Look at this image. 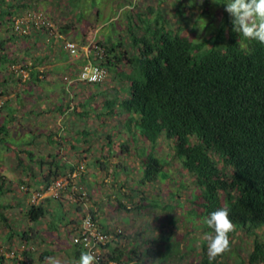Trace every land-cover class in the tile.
<instances>
[{
	"label": "trees",
	"instance_id": "obj_1",
	"mask_svg": "<svg viewBox=\"0 0 264 264\" xmlns=\"http://www.w3.org/2000/svg\"><path fill=\"white\" fill-rule=\"evenodd\" d=\"M5 1L0 0V19L6 16L7 20L0 22L10 24L12 31L15 21L12 18L20 17L23 12L34 8L33 2H41L10 0V10L4 11L2 3ZM215 1L223 6L228 2ZM138 18L141 24H135L132 17L127 20V32L132 36V55L126 47L121 50V43L113 44L110 40L89 41L92 44V52L100 53L96 61H93L101 64L109 73L111 69L113 75L124 83V88L116 89L113 99H107L101 104L103 114L124 117L121 120L123 127L129 131L130 138L126 141L128 145L132 140H135L136 145L137 140L141 139L151 146L147 156L140 159L142 179L138 184L144 187L145 184L155 183L160 174L163 180L168 178V173L164 171L168 161H159L154 154L157 142L161 137H165L173 148V158L178 159L182 168L194 179L195 207L188 216L194 215L205 221L210 213L227 206L230 219L235 225V231L229 234L230 245L239 230L246 231L248 237L254 238L247 264H264V45L233 32L230 17L224 8L216 26L210 23L206 27V22L201 25L206 32L213 31V35L204 36L201 40H192L180 30H173L160 11H157L153 18L143 14H139ZM71 29L74 27L66 26L64 31ZM7 32H11L10 29ZM58 32L62 35L63 30ZM41 33L47 38L46 32H33L27 36ZM17 36L26 35H18L13 31L12 37ZM10 40L0 41V52ZM52 41L55 40L48 42ZM16 61L17 58L12 54H1V71L13 66ZM123 65L128 67L130 72H126ZM32 66L21 67L29 72L25 79L27 84H35L38 81L39 74L33 71L35 63ZM20 71L14 69L9 76L12 78ZM7 83H0V97H4L3 85L7 86ZM122 94H125V97H121ZM93 99L91 97L88 101ZM7 101L9 99L0 107V116L7 110L8 120H13L15 117L13 112L9 111ZM87 114L84 113V116ZM101 114L98 116H103ZM8 132L7 122L0 125V143L3 145ZM111 138V135H108L105 140ZM121 145L123 148L126 144ZM2 147L3 150H8L7 146ZM28 154L33 158L31 153ZM20 164L24 167L23 170L29 169L21 162ZM38 165L43 168V158ZM59 171L57 164L55 170H46V175L41 178L42 182L36 183V189L26 186L30 191L42 190L59 177ZM4 177L6 178L4 175L0 178V223L7 220L2 199L8 191L10 192ZM134 192L139 193L138 190ZM23 195L28 200L29 194ZM89 200L91 203L90 194ZM61 201L62 198L48 197L37 207L28 206L24 213L31 223L37 224L48 214L51 216L53 208L50 209V205ZM155 206L148 203L144 207H137L158 208ZM121 207L127 209L125 204H121ZM93 218L96 219L94 216ZM78 222L79 217L74 222L69 220L67 223L60 218L58 226L53 227L47 222L49 230L63 232L69 228L71 252L77 259L86 251L72 241V228ZM204 229L207 233L212 231L206 223ZM103 231L110 232L111 229ZM25 241L28 242L29 239L26 238ZM118 245L119 242L112 241L100 246L104 255L97 264H128L134 259L137 260L136 264H147L140 257L142 254L138 256L137 250L119 248ZM203 245L207 246V242L204 241ZM50 255L51 251L44 250L40 259L44 261ZM5 257L0 255V264H4ZM12 262L24 264L18 260ZM202 264H209L205 256Z\"/></svg>",
	"mask_w": 264,
	"mask_h": 264
},
{
	"label": "rangeland",
	"instance_id": "obj_2",
	"mask_svg": "<svg viewBox=\"0 0 264 264\" xmlns=\"http://www.w3.org/2000/svg\"><path fill=\"white\" fill-rule=\"evenodd\" d=\"M40 1V4L36 1L33 2L32 7L40 9L45 13L52 23L56 25L58 30L62 29L64 31L66 26L74 27V29L67 31V33H63L65 37L75 42L83 40L84 45L88 43V41L93 40L96 42L100 40L102 42L110 40V43L112 42L113 44L121 43V50L126 47V50H128L131 55L134 53V50L131 48L133 47L132 36L127 32V20H129L130 17H132L135 24H138L140 23L138 18L139 14L153 18L156 12L160 11L173 30H180L182 34L187 35L192 40H201L204 36L208 37L213 35V31L206 32L202 29L201 25L206 22V27H208L210 23L216 26L223 14L224 8L223 5L218 4L215 0ZM11 3L10 0L3 2L2 10H10L9 7ZM207 9H210V11ZM180 12L183 14H180ZM1 18L0 20L2 21L7 20L6 16ZM15 18L17 17H13L12 19L15 20ZM8 29L13 33L14 29L12 31L10 24H7V22H0V41L7 39L10 35V32H7ZM127 34H129V36ZM13 40L14 39L8 41L5 49L1 52L13 55V53H11L14 44ZM56 42L58 41L56 40ZM83 42H81V44ZM79 43L78 45L80 46ZM48 44L49 42L47 39H45L44 42H39V46L35 50L36 55L37 53L42 54L44 48L48 47ZM87 51L91 52L92 48L87 49L86 46H83L82 56ZM69 60L71 59L69 58L68 61ZM46 63V65L44 64L42 66L45 69L43 71L48 74L49 72L51 73V70L55 69L53 71L57 75L58 72L56 71L59 68L55 57H48ZM20 68L21 67L13 65L3 69L0 71V80L2 81L3 78L5 79L8 77L9 73L14 69L19 70ZM123 68L126 72H130L128 67L123 65ZM66 75L61 77L63 81H65L63 77ZM51 76L53 75L50 74L46 77L50 80L51 78L53 79ZM24 83L25 82H22V84L20 83L22 86L17 84L15 87H5L3 95L5 99L8 100L9 97L13 98L16 94L20 93L21 89H23L22 87L26 85ZM122 84L124 83L119 81L110 69V77L105 83L94 87L86 85L73 99L65 97L64 95H58L56 92L50 99L52 100L53 98L52 101H60L64 97L63 101H76L77 105H79V107H76L78 108L77 111H80L82 114L88 113L86 117H84L85 129L88 131L90 129L98 131L99 134L97 137L89 136L90 141L95 140V143H90L86 148L87 152L82 151L80 153L81 157L85 156L84 159H88L90 153L93 155L92 150L96 149L97 152H100V154H98L101 157L104 155L109 159L112 158L113 166L116 165L117 168L125 167V169L126 167H130L131 169V177L133 178L130 180L132 186L128 188V193H130L128 197L132 198L134 201L131 200L128 204L130 209H121V204L124 205L125 203H122V199L117 202L115 194L110 193L111 198L108 199V201L114 203L110 207L112 208L115 206L113 211H110L111 213L116 214L115 211H117V213L127 214L132 211L129 213V216L122 219L123 223L132 224V217H134L135 220L138 219V221L135 222L139 223L134 226V229L132 227V232L129 233L127 230L128 233L119 236L118 247L125 248L124 246L129 242L127 239L129 237L131 238L133 235V243L137 242V245L129 248L131 250H137L138 256L142 254L140 257L144 262L146 261L145 263L147 264H202L204 256L208 259L207 246L204 247L203 245L205 241L203 240V235L207 233L204 229L205 221L204 219H198L194 215L188 216V213L195 207V203H193V193L196 187L193 177L182 168L178 159L173 158L174 152L172 146L165 137H161L155 146L154 154L159 161H168L164 171H166L169 176L167 179L163 180L162 174H160L158 180L155 182V186L149 185L147 187H141V185L138 184L142 179L140 159L147 156L151 149L150 144L137 138L136 145H134L135 140L133 141L132 139V143L128 145L127 142L130 138L128 134L129 131L123 127L121 120L124 117L117 118L114 116H106L103 114L104 111L101 110V104L104 103V101L115 97L116 89L124 88ZM36 90L39 94L45 93L40 88H36ZM122 96L125 97V94H122L121 97ZM91 97L94 99L88 101ZM100 113H102L101 115L103 116H98ZM10 120L11 119L8 120L7 111L0 116V125L7 122L9 130L8 134L5 135L6 137L4 136L5 145L0 143V147L2 148L0 156L2 155L1 157L3 158L4 154V156L6 155V157H9L7 160H0V178L2 179L3 175L6 176L4 179L10 189V192L8 191L2 199L7 220L6 222L0 223V255H8V258L5 257L6 261L4 260V264H15L12 262L14 260H18L24 264H43L44 261L40 259V256L44 250H49L52 253L50 256L57 257L62 261V264H71V262L75 260V257L72 255L68 256L62 251L64 246L70 247L68 239L64 240L65 245L63 246L57 238L59 236L58 230H49L47 227V222L53 227L58 226L60 218L64 220L67 219V206L61 207L59 203L54 202L50 205V209L53 208L51 209V216H53L51 217L48 214L45 219H42L37 224H33L26 217V213H24L25 210H28L27 200L23 197L24 195L19 192V187L22 183L32 187V182H34L38 176L43 177L46 175V170H48L49 167H45L42 170L38 165L41 158H43L44 165H48L51 161L48 156L50 154H48L46 150L48 146L46 138L39 139V137L31 136L33 133L36 135L38 131V129L34 128L35 126L33 124L27 125V123H25L27 125V127H25L26 125L22 124L21 119L17 118L16 120ZM43 129L42 131L45 132L47 128L45 127ZM31 131L33 133H31ZM108 135L112 137L111 140L113 144L111 146L107 144L104 145ZM122 142L126 143L127 148L126 146L122 148ZM2 146H7L8 150L4 149V151H2ZM110 150L113 151L112 155L109 153ZM126 150H128V152H126ZM28 153H31L33 158L30 157ZM121 154L126 158V161H121V158H119ZM58 159H61V157H57V160ZM20 162L25 167L28 165L27 167L29 169L23 170L24 167H21ZM89 163V170L91 169V171H94L96 163L93 160H90ZM111 171L114 170L111 169ZM115 173L119 172L115 171ZM22 174H25V176ZM123 179L126 181L130 178L127 176L126 179V176H124ZM118 189H120V187H118ZM113 190L114 192L116 191L115 188H113ZM135 190H138L139 193L134 192ZM123 199L125 200V198ZM148 203L156 205L155 207L158 208L148 207L139 209L137 207L138 205L144 207L148 205ZM88 208H86L85 213L92 216ZM81 213H84V209ZM144 226L148 227L145 228L147 232L141 231ZM100 227L102 228L101 225ZM149 228L152 230L149 231ZM133 230L136 231L133 232ZM247 235L246 231L239 230V233L232 239L230 250L217 258L215 260L216 262H213H215V264H247L254 239ZM35 236L38 237L39 240L36 241V239H34ZM141 237L143 239H148V250L144 248ZM26 238L29 239L28 242L25 241ZM12 252L17 254V256H10L9 253ZM146 252L149 255L154 254L153 257L144 260ZM28 253H32V256H30V254L26 255ZM7 259L10 260L8 261ZM136 263L137 260L134 259L133 262L131 261L128 264Z\"/></svg>",
	"mask_w": 264,
	"mask_h": 264
},
{
	"label": "crops",
	"instance_id": "obj_3",
	"mask_svg": "<svg viewBox=\"0 0 264 264\" xmlns=\"http://www.w3.org/2000/svg\"><path fill=\"white\" fill-rule=\"evenodd\" d=\"M61 33L65 40L73 41L70 38L65 37L63 33H67L66 31H63ZM45 38L46 37L43 33L34 34L32 36L12 37V32H10V35L7 37V40L14 39L13 49L11 50L12 51L11 53H13V55L17 58V61L16 63H14V65L17 67H22L24 64V66L30 67L32 66L33 63H35L36 66L34 67L33 71H35L34 73H36L37 75L39 74L37 78L38 81L35 84H33L32 82L30 84L24 83L26 85L22 87L23 89H21L20 93L16 94L13 98L9 97V101H7V105L10 107L9 111L13 112L15 120L17 118L21 119L22 124L24 125H26L25 123H27V125L33 124L35 126L33 127L38 129L36 134L37 136L31 131V133L34 134L31 135L32 137H39V139L46 138L48 145L46 150L48 151L47 153L50 154L48 156L49 159H51V161L48 164L49 166L44 165L42 169H44L45 167L47 168L49 167L48 169L52 168L55 170L56 165L58 164L60 168L59 176H62L65 175L68 171L73 170L74 167L83 160L80 153L82 151L87 152L86 149L87 146H89L90 143L93 144L95 143V140L90 141L89 136L97 137L99 133L97 130L90 129L88 131L85 129L84 117L86 116L80 113V111H77L78 108L76 107H79V105H77L76 101H63L64 97L60 101H52L53 98L52 100L50 98L56 92L58 95H64L65 97H70V99H73L75 96H77V94L80 91L84 89V86L86 85L77 82L70 87V91L67 90L66 83L62 80L61 77L66 74L74 77L78 73L80 67L84 65L86 61L94 60V52L87 51L80 58L74 59L72 61L71 60L68 61L69 59L68 54L62 48V40L57 39L58 42H56V40L52 41L51 43L48 44V47H46L47 49L44 48L45 52L43 51L42 54L37 53L36 55L35 50L38 48L39 42L41 41L44 42ZM81 42H83V40L76 42L77 44L78 43L80 44V48L82 46ZM2 53L3 52H1V54ZM48 57H55V60L58 62V64L56 63L59 68L56 71L58 72L57 75L53 71L55 69L51 70V73L49 72L48 74H46L45 71H43L45 69L42 66L44 64L45 65L47 64L46 60L48 59ZM36 59H41V60L37 61ZM50 74L53 75L51 76L53 77V79L51 78L49 80V78L47 77ZM10 78L11 77L9 76L6 77L5 79L3 78L2 81L0 80V83L3 84H6V81L8 82L7 86L3 85L4 88L15 87L17 86V84L20 83L22 84V82H25V80L21 79L20 72H18L16 76L12 77L11 79ZM36 88H40L45 93L43 94L37 93ZM72 105H75L74 110L71 109ZM5 111L7 110H4V112ZM7 115H8V111H7ZM27 125L25 127H27ZM45 127L47 129L44 132L42 130H44L43 128ZM112 142H113L112 140H106V143L104 145L107 144L108 146H111L113 144ZM122 144L125 145L126 143L122 142ZM92 151H93V155H91L90 153L89 158L86 159V164L88 162L87 172L77 180L78 187L81 190H85L87 191V193L90 194L91 203L88 206L89 212H91L92 216H94L97 219V221L100 223L103 229L120 227L128 230L130 233L132 232L131 231L132 227L134 229L135 228L134 226L139 224L138 222H135L138 221V219L135 220V218L132 217V224L123 223L122 219L129 216L130 215L129 213H131L132 211L127 214L117 213V211H115L116 214L111 213L115 206L111 208L110 206L114 203L108 201V199L111 198L110 193L115 194L116 195L115 199H117V202L121 201L122 199V203L127 204V210L130 209V207L128 206V204L132 200V198L128 197V194H130L128 193L129 192L128 188L129 187L131 188L132 186L131 185L132 183L130 184V180H132L130 167H126V169L125 167L117 168L116 165L113 166L112 158L109 159L104 155L101 157L99 155L100 152H97L96 149ZM110 152L113 154V151L110 150ZM126 152H128V150H126ZM1 156H0V160H7L9 158L6 157V155L4 156V154H3V158ZM120 156L121 157L119 158H121V161L124 160L126 161V158L123 156V154H121ZM57 157H61V159L57 160ZM90 160H93L96 163L95 169L91 166L94 169V171H91V169L89 170L90 166L88 165L90 164L89 163ZM52 163H54V165ZM111 169L114 171H111ZM115 171L119 173H115ZM129 171L130 174H128ZM22 175L25 176V174ZM124 176H126V179L127 176L130 179L125 181L123 179ZM41 178H42L41 176H38L34 180V182H32V189L33 188L36 189L35 185L37 182H42ZM51 178L53 179V177ZM40 185L42 186V184ZM44 185H46V182H44ZM149 185L155 186V183L147 184V185L145 184L144 186L147 187ZM110 187L112 188V190ZM118 187H120V189H118ZM113 188L116 189L115 192ZM70 195L71 192L67 191L64 194L61 203L58 202L61 205V207L67 206L68 217L66 219V223L69 222V220L72 222L77 220L79 215L81 214V212H83L84 209L81 203L80 204L72 203V201L69 199ZM123 198H125V200ZM145 228L148 227L144 226L143 229H141V231L147 232ZM151 230L152 229H150L149 231ZM135 231L136 230H133V232ZM58 232H59V236L57 238L60 240V243L64 246L65 245L64 240L68 239L69 237L68 234L69 228H66V230L63 232L60 230ZM36 236L34 239L37 240L38 237ZM132 236L131 238L129 237L127 239L129 242L124 246L127 250L130 249L129 247H133L137 245L136 244L137 242L133 243ZM69 240L70 239H68V243L70 244L71 247V241ZM141 242L143 243L144 248L147 249L148 239H143L141 237ZM70 247L64 246L62 248L63 253L67 254L68 256L72 255L73 257H75V260H78L77 257L73 254V252H71L72 249ZM151 257H153V255L146 254L144 260H148L147 258H151Z\"/></svg>",
	"mask_w": 264,
	"mask_h": 264
},
{
	"label": "built area",
	"instance_id": "obj_4",
	"mask_svg": "<svg viewBox=\"0 0 264 264\" xmlns=\"http://www.w3.org/2000/svg\"><path fill=\"white\" fill-rule=\"evenodd\" d=\"M14 31L19 35H29L38 32H46L47 40L51 39L62 40V48L68 54L71 60L80 58L82 56L83 46L92 48L90 42L85 45L80 46L73 41L65 40L63 36L58 32L57 27L52 21L43 13L40 9L32 8L21 14L14 21ZM86 49V48H84ZM100 56L99 52H94V60ZM95 61H86L78 71V73L72 77L71 75H66L63 77L66 83L67 90L70 91V87L75 83H82L88 86H94L97 84L105 83L110 77L109 71L104 68L101 64ZM20 73L25 80L28 77V73L21 68ZM6 102L5 97H0V107ZM75 105L71 106L74 110ZM85 157V156H84ZM79 162L73 170L68 171L65 175L59 176L53 179L49 184L46 185L42 190L30 191L26 185H21L19 187V192L21 194H29L27 204L29 207H37L44 199L51 198H63L67 191L71 192L69 199L74 204L82 203L84 207V213L79 215V221L76 226H73L72 231V241L75 245H79L86 249V251H92L96 255L97 261L101 260L104 252L100 246H105L109 242H119V236L128 233L127 230L120 227L111 228L110 232H104L100 227L98 221L94 219L91 215L86 214V208L90 204L89 194L85 190H81L77 185V180L87 172L86 159ZM90 218V225L88 229H85L83 222L85 219ZM71 229V228H70ZM102 237L103 239H99ZM10 256H15V253H9ZM8 258V255L5 254Z\"/></svg>",
	"mask_w": 264,
	"mask_h": 264
},
{
	"label": "clouds",
	"instance_id": "obj_5",
	"mask_svg": "<svg viewBox=\"0 0 264 264\" xmlns=\"http://www.w3.org/2000/svg\"><path fill=\"white\" fill-rule=\"evenodd\" d=\"M224 10L230 17L233 32L264 45V0H228ZM90 223V218L84 220L85 229L89 228ZM205 223L212 230L203 235V240L207 242L209 264H212L218 256L230 250L229 234L235 231V225L230 219L227 206L210 213ZM43 264H62V261L49 256ZM71 264H97V258L92 251H84Z\"/></svg>",
	"mask_w": 264,
	"mask_h": 264
}]
</instances>
